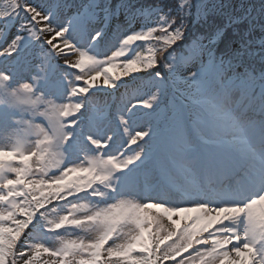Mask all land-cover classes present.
Instances as JSON below:
<instances>
[{
	"label": "snow or ice",
	"instance_id": "snow-or-ice-1",
	"mask_svg": "<svg viewBox=\"0 0 264 264\" xmlns=\"http://www.w3.org/2000/svg\"><path fill=\"white\" fill-rule=\"evenodd\" d=\"M222 7L0 0V74L68 98L0 148V264H264V38L189 28Z\"/></svg>",
	"mask_w": 264,
	"mask_h": 264
},
{
	"label": "clouds",
	"instance_id": "clouds-1",
	"mask_svg": "<svg viewBox=\"0 0 264 264\" xmlns=\"http://www.w3.org/2000/svg\"><path fill=\"white\" fill-rule=\"evenodd\" d=\"M43 79H16L0 74V109L10 113L9 126L0 129V148H13L17 142L25 151H35L46 137H52L53 126L66 102L49 94Z\"/></svg>",
	"mask_w": 264,
	"mask_h": 264
},
{
	"label": "rangeland",
	"instance_id": "rangeland-1",
	"mask_svg": "<svg viewBox=\"0 0 264 264\" xmlns=\"http://www.w3.org/2000/svg\"><path fill=\"white\" fill-rule=\"evenodd\" d=\"M209 0H204V2H207ZM264 0H254V5L255 6H260L262 5ZM230 3L232 4L233 7H231L232 10L236 11L238 14H244V11L248 10L250 8V6L252 7V5H248V0H230ZM250 11V10H249ZM248 11V12H249ZM12 31L14 32L15 30L12 29ZM207 43V42H205ZM58 59V64H60L63 67L64 62L62 60ZM73 59H75V57H73ZM40 61L39 59L34 61V64L39 65ZM36 71H39V68H36ZM75 71V70H73ZM30 78V77H29ZM28 79V78H27ZM68 98L65 97L64 98V102H67ZM9 118H10V113L8 111H6L0 118V128L6 129L9 126Z\"/></svg>",
	"mask_w": 264,
	"mask_h": 264
},
{
	"label": "trees",
	"instance_id": "trees-1",
	"mask_svg": "<svg viewBox=\"0 0 264 264\" xmlns=\"http://www.w3.org/2000/svg\"><path fill=\"white\" fill-rule=\"evenodd\" d=\"M117 1L118 0H113L114 3L117 2ZM156 2H155V0H145V4H148V3L155 4ZM189 23L192 24L191 21ZM201 24H202V22L199 21V22L195 23V26L194 27L189 26V28L190 29H193L192 32H194V33L202 32V28H201L202 25Z\"/></svg>",
	"mask_w": 264,
	"mask_h": 264
}]
</instances>
